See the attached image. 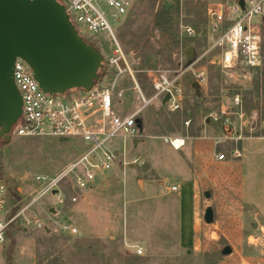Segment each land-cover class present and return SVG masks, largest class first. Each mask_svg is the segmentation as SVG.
Listing matches in <instances>:
<instances>
[{"label":"rangeland","instance_id":"obj_1","mask_svg":"<svg viewBox=\"0 0 264 264\" xmlns=\"http://www.w3.org/2000/svg\"><path fill=\"white\" fill-rule=\"evenodd\" d=\"M227 1L233 2L135 0L119 21L112 18L115 9L98 3L133 75L119 81L116 92L125 93L115 102L117 114L124 117L142 107L135 82L147 98L153 96L150 75L155 72L179 80L183 107L171 112L166 103L155 101L143 110L138 121L143 145L133 151L128 143V165L113 172L106 187L98 183L65 207L57 205L53 192L28 208L41 189L33 178L61 173L86 144L0 137V174L21 213L0 245V264H264V131L250 118L264 119V17H257L263 25L260 65L224 71L212 62L218 52L208 53L207 13ZM188 28L196 34L189 36ZM84 38L104 57L97 83L111 86L118 74L108 63L113 40ZM237 96L241 104L234 106ZM225 102L230 108L223 107ZM175 137L187 141L179 151L171 145ZM123 141L109 146L123 153ZM237 149L243 154L239 159L233 157ZM221 154H226L224 161H218ZM135 157L142 162L133 164ZM168 185L178 191L170 192ZM67 188L66 194L76 193L64 182L61 189ZM208 209L210 223L205 221ZM36 218L51 232L38 228ZM58 223H70L77 234L59 231ZM226 247L231 255L222 254Z\"/></svg>","mask_w":264,"mask_h":264},{"label":"built area","instance_id":"obj_2","mask_svg":"<svg viewBox=\"0 0 264 264\" xmlns=\"http://www.w3.org/2000/svg\"><path fill=\"white\" fill-rule=\"evenodd\" d=\"M66 8L72 23L80 35L103 36L113 40L114 49L109 57L110 67L118 70V74L111 86L96 83L90 91L72 90L62 95L45 92L36 80L31 66L22 58H17L14 65V82L22 98V115L12 127L10 136L22 138L53 137L64 140L83 141L88 149L78 156L59 174L36 175L33 180L41 189L31 198V207L46 196L55 195L57 205L65 207L76 204L79 195L94 189L97 181L103 176L127 166L126 159L111 150L108 144L120 137L137 138L139 131L137 119L143 108H147L155 101H166L171 112H177L183 107L184 90L177 78H171L165 72H155L150 75L153 96L147 98L139 84L135 82V89L143 100V106L133 114L121 117L116 114L114 106L121 100L124 91L116 92L121 78L133 76L126 56L117 42L111 27L108 14L99 7L103 1L117 11L113 20L119 21L120 16L127 15L135 0H58ZM227 1L212 5L208 9L207 20L212 44L208 53L218 52L212 58L213 64L224 71L235 69H253L260 65L262 59L263 34L262 24L257 17H264V0ZM83 26V29L80 27ZM189 36L196 33L192 28L187 29ZM229 102L223 107L230 108ZM234 106L241 104L239 96L233 100ZM225 113V111H224ZM243 117V116H242ZM215 121L218 115L213 116ZM264 131V119L258 114L250 117ZM186 126L190 122L185 123ZM227 126V125H226ZM171 145L176 150L185 146L184 139H174ZM242 151L237 149L233 157L239 159ZM226 154L218 156V161H224ZM137 162V161H136ZM67 182L70 190L76 193L66 194L61 185ZM167 190L177 192L178 187L168 185ZM80 193V194H79ZM16 208V207H15ZM21 213L14 212L12 197L8 182L0 177V245H3L7 235ZM34 224L51 232L48 226L36 218ZM59 231L66 234H77V229L70 223L56 224ZM52 231H55L53 229ZM142 254L141 250L138 252Z\"/></svg>","mask_w":264,"mask_h":264},{"label":"water","instance_id":"obj_3","mask_svg":"<svg viewBox=\"0 0 264 264\" xmlns=\"http://www.w3.org/2000/svg\"><path fill=\"white\" fill-rule=\"evenodd\" d=\"M240 5L244 6L243 0ZM193 51L187 50L189 60ZM17 58L31 66L45 92L58 95L92 90L104 61L58 0H0V137L6 139L22 115V98L14 82ZM212 219L208 209L205 221ZM222 254L231 255L232 248L226 247Z\"/></svg>","mask_w":264,"mask_h":264},{"label":"crops","instance_id":"obj_4","mask_svg":"<svg viewBox=\"0 0 264 264\" xmlns=\"http://www.w3.org/2000/svg\"><path fill=\"white\" fill-rule=\"evenodd\" d=\"M262 27H263V25H262ZM151 83V82H150ZM151 85V84H150ZM119 87V84L117 85V88ZM141 88V87H140ZM152 88V87H151ZM141 90H142V88H141ZM120 91V90H119ZM124 91V93H125V90H123ZM142 92H143V90H142ZM146 92H143V94L146 96V94H145ZM159 101H162V100H159ZM119 100H117V104H119ZM163 103H166L167 105H168V102H166V101H162ZM143 106V105H142ZM150 107V106H149ZM168 107H169V105H168ZM114 108H115V106H114ZM142 108V107H141ZM140 108V109H141ZM146 109H148V107L147 108H143V110H146ZM139 110V109H138ZM143 110H142V112L140 113V115H139V117H141V114L143 113ZM137 110H135L134 112H136ZM115 112H116V114H117V111H116V108H115ZM133 112V113H134ZM132 113V114H133ZM118 115V114H117ZM131 115V114H130ZM126 116H129V115H126ZM125 117V116H124ZM139 117H138V119H137V127H138V131H139V136L141 135V130L139 129ZM138 136V137H139ZM138 137L137 138H130V137H120V138H117V139H114L112 142H114L115 143V141H118V140H121V139H123L124 141V147H125V149H124V152L123 153H119L116 149H113V148H111L110 146H109V144L111 143H109L108 144V147L111 149V150H113V151H116V152H118V154L120 155V156H122V157H124L125 159H126V161H127V159L129 160V159H132V156L131 155H129V152L128 153H126L127 151H125V150H127V148H128V143H130V148L132 147V150L133 151H136L139 147H141L143 144H142V140H140V139H138ZM176 139H184L185 140V143L187 142L186 141V139L184 138V137H175ZM174 138V139H175ZM68 141H70V140H66V141H64V142H68ZM113 143V144H114ZM116 144V143H115ZM187 144V143H186ZM87 149H88V147H87V145H84V146H80V148H79V151H78V154H77V157L78 156H80L82 153H84V152H86L87 151ZM133 151H131V152H133ZM177 151H179V150H177ZM76 157V158H77ZM75 158V159H76ZM74 159V160H75ZM74 160H72V161H70L69 163H71V162H73ZM134 162H133V164H138L139 162H142V160L140 159V157H135L134 158V160H133ZM137 161V162H136ZM68 163V164H69ZM130 165V164H129ZM133 166V165H132ZM126 168V167H125ZM123 169V168H122ZM115 172V171H114ZM112 174H113V172H111L110 174H108V175H106L105 177H101L98 181H97V183H96V185H98V183H102V185H104V187H106L107 185L105 184V182L109 179V178H111L112 177ZM183 184H186V183H183ZM176 186V185H175ZM185 187V189H187L186 188V186H184ZM91 191H93V190H91ZM90 191V192H91Z\"/></svg>","mask_w":264,"mask_h":264},{"label":"trees","instance_id":"obj_5","mask_svg":"<svg viewBox=\"0 0 264 264\" xmlns=\"http://www.w3.org/2000/svg\"><path fill=\"white\" fill-rule=\"evenodd\" d=\"M0 177L1 178H4V176L3 175H1L0 174ZM9 184V183H8ZM16 198H17V194L16 195H14ZM18 210V208L16 207V208H14V212H16ZM8 235H9V233H8ZM9 261H11V259H9ZM10 264V263H9Z\"/></svg>","mask_w":264,"mask_h":264}]
</instances>
